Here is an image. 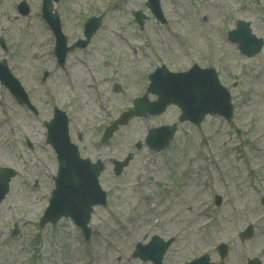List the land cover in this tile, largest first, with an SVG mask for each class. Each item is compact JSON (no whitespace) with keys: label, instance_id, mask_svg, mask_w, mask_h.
Instances as JSON below:
<instances>
[{"label":"rangeland","instance_id":"1","mask_svg":"<svg viewBox=\"0 0 264 264\" xmlns=\"http://www.w3.org/2000/svg\"><path fill=\"white\" fill-rule=\"evenodd\" d=\"M22 1L26 15L17 11ZM41 4L0 0L6 46L0 60L36 110L0 83V167L17 173L0 203V264H152L133 256L136 243L152 235L174 238L162 264L204 253L218 263L219 243L229 247L224 264L253 258L264 264V47L245 57L227 40L238 20L249 21L264 39V0H159L165 23L146 0H59L53 9L68 44L83 38L88 17H102L88 46L69 52L63 66ZM137 10L146 17L142 26L132 16ZM161 64L172 72L193 64L214 68L231 96V120L208 115L196 127L178 121L179 109L170 106L162 115L131 117L102 143L104 129L135 98L155 99L146 92L148 74ZM54 107L68 115L81 157L104 165L99 182L107 204L93 208L87 241L70 219L39 226L57 172L44 127ZM172 123L177 131L169 145L149 150L147 130ZM125 158L129 163L116 176L112 161ZM249 224L253 235L241 240L237 234Z\"/></svg>","mask_w":264,"mask_h":264},{"label":"water","instance_id":"2","mask_svg":"<svg viewBox=\"0 0 264 264\" xmlns=\"http://www.w3.org/2000/svg\"><path fill=\"white\" fill-rule=\"evenodd\" d=\"M58 1V0H54ZM148 8L163 22L159 9L158 0H148ZM19 8L22 13H26V7ZM42 14L54 32L56 43L55 53L58 62L63 64L66 53L76 46L84 47L88 44L90 37L100 26L101 18H89L84 25L85 40H79L70 47L66 46V37L60 29L58 14L52 13V0H44ZM136 21L142 24L144 16L140 11L134 12ZM231 43H236L238 49L245 56H253L260 51L263 46V39L256 38L249 28V23L240 21L234 30L228 33ZM0 79L10 88L12 94L20 102H26L23 91L16 80L11 78L4 65H0ZM150 84L148 92L155 94L157 100L149 102L146 98L136 99L134 110L125 113L119 120L111 124L103 136V140L108 139L119 125L125 124L134 115H158L170 105H176L181 111L179 120H188L193 124H199L205 115H219L226 120L232 116V105L227 90L220 85L217 74L213 69H200L194 66L191 70L183 73H171L165 66L157 68L149 75ZM67 117L58 109H55L54 118L47 123V141L53 146L58 160V173L54 178L55 188L52 191L50 205L41 218L40 225L47 222L56 223L62 216L71 217L77 223L85 226L89 221L92 206L105 205L106 193L98 184L97 177L103 167L98 161L91 164L88 159H81L77 147L70 142L67 129ZM176 125L159 126L149 130L146 137V145L154 150L164 149L172 139ZM128 159L123 162H114L115 173L119 174L127 164ZM12 171L7 170L5 174H0V200L7 191V183ZM264 202V201H263ZM87 235L88 232L86 231ZM243 237L250 235V229L243 232ZM171 240L163 242L157 237H152L149 244L140 246L138 244L135 255L142 259H150L155 264H161V258L166 251ZM221 258L225 256L226 247H218ZM208 257L203 256L189 264H207ZM250 264H256L250 262Z\"/></svg>","mask_w":264,"mask_h":264},{"label":"bare ground","instance_id":"3","mask_svg":"<svg viewBox=\"0 0 264 264\" xmlns=\"http://www.w3.org/2000/svg\"><path fill=\"white\" fill-rule=\"evenodd\" d=\"M1 205H3V202H2V204Z\"/></svg>","mask_w":264,"mask_h":264}]
</instances>
